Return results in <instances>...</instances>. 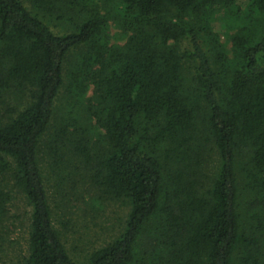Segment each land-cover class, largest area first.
Instances as JSON below:
<instances>
[{"label":"trees","instance_id":"1","mask_svg":"<svg viewBox=\"0 0 264 264\" xmlns=\"http://www.w3.org/2000/svg\"><path fill=\"white\" fill-rule=\"evenodd\" d=\"M27 2L0 0V226L22 196L25 264H77L43 143L128 210L82 264H264V0Z\"/></svg>","mask_w":264,"mask_h":264},{"label":"rangeland","instance_id":"2","mask_svg":"<svg viewBox=\"0 0 264 264\" xmlns=\"http://www.w3.org/2000/svg\"><path fill=\"white\" fill-rule=\"evenodd\" d=\"M29 8L27 0H21ZM43 12H41V15ZM45 22L56 35H63L67 28L65 22L56 19ZM111 43L119 42L118 31L110 26ZM224 42V38H220ZM90 95V91L89 94ZM50 143V139H44ZM44 143L41 145L39 159L44 182L52 209L54 228L61 234V242L77 264H82L96 250L105 247L119 236L124 225L127 208L103 198L91 186L88 170L74 166L75 161L52 160ZM51 162V163H50ZM51 165V167H50ZM11 218L0 226V264H25L27 258L28 216L22 196L13 194Z\"/></svg>","mask_w":264,"mask_h":264}]
</instances>
